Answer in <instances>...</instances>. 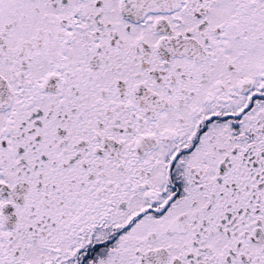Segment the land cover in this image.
I'll return each mask as SVG.
<instances>
[{"label":"snow or ice","instance_id":"1","mask_svg":"<svg viewBox=\"0 0 264 264\" xmlns=\"http://www.w3.org/2000/svg\"><path fill=\"white\" fill-rule=\"evenodd\" d=\"M0 264H264V0H0Z\"/></svg>","mask_w":264,"mask_h":264}]
</instances>
